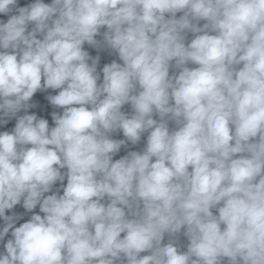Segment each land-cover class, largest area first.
Segmentation results:
<instances>
[{
	"label": "clouds",
	"instance_id": "clouds-1",
	"mask_svg": "<svg viewBox=\"0 0 264 264\" xmlns=\"http://www.w3.org/2000/svg\"><path fill=\"white\" fill-rule=\"evenodd\" d=\"M0 264H264V0H0Z\"/></svg>",
	"mask_w": 264,
	"mask_h": 264
}]
</instances>
